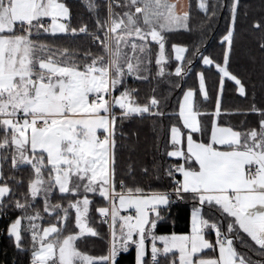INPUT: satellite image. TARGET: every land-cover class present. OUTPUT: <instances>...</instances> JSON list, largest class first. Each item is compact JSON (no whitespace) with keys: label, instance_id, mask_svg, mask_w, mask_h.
<instances>
[{"label":"snow or ice","instance_id":"6c2138e0","mask_svg":"<svg viewBox=\"0 0 264 264\" xmlns=\"http://www.w3.org/2000/svg\"><path fill=\"white\" fill-rule=\"evenodd\" d=\"M77 3L0 0V264H264V0Z\"/></svg>","mask_w":264,"mask_h":264},{"label":"trees","instance_id":"16d2710c","mask_svg":"<svg viewBox=\"0 0 264 264\" xmlns=\"http://www.w3.org/2000/svg\"><path fill=\"white\" fill-rule=\"evenodd\" d=\"M74 11H82L78 7L77 0H71ZM169 2L172 3L171 0ZM245 3L250 4L252 6L251 10V17L255 18L257 17V4L258 0H244ZM189 3L193 6V25L199 23L200 17L196 15L195 5L197 3V0H189ZM250 24V21H249ZM223 31V21H220V31H217L215 35L209 34L208 37H205L208 45V51L209 52H215L219 53V45L218 41L220 39V33ZM264 36V33L259 32H253L251 28L247 25L243 24L240 31L237 34L236 37V57L239 59V62L244 65H248V55H254L256 58V64L255 65H248L252 72L255 75V78L257 82H259V77L261 74V71L264 70V56H261L259 51L257 50V41L261 39V37ZM197 37L195 34L189 35L186 33H181L180 35L174 36L173 39L184 41V42H190L195 40ZM199 67V66H198ZM215 79V77L210 73L209 74V87L210 92L212 95H215V90L212 87V82ZM189 84H193L194 80H189ZM142 89V96L149 93V88L147 86L141 85ZM259 99V97H258ZM224 103L225 106H232L234 108H243L246 106V101H244L242 98L238 96V94H235L232 91V85L229 83L226 85V91L224 96ZM209 107H211L209 105ZM146 125V122H145ZM147 127L141 129V135L144 136L147 134ZM190 206L185 207L183 205H179L175 207L172 210V219L169 221L167 228L161 229L162 232H171L176 231L178 233H182L188 225H186V219L190 217ZM6 241L0 240V248H3L6 246ZM102 249V245L97 243L96 245V251L99 252ZM9 255H11V252L9 251ZM134 259V251L130 252L129 254H125L123 259L121 260V264H132V261Z\"/></svg>","mask_w":264,"mask_h":264},{"label":"rangeland","instance_id":"374dc122","mask_svg":"<svg viewBox=\"0 0 264 264\" xmlns=\"http://www.w3.org/2000/svg\"><path fill=\"white\" fill-rule=\"evenodd\" d=\"M172 3L178 5L177 11H181L183 8H186L189 5V0H171Z\"/></svg>","mask_w":264,"mask_h":264}]
</instances>
